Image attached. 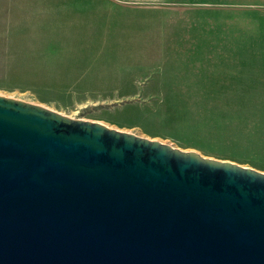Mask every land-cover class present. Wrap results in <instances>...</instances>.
Masks as SVG:
<instances>
[{
  "label": "water",
  "instance_id": "water-1",
  "mask_svg": "<svg viewBox=\"0 0 264 264\" xmlns=\"http://www.w3.org/2000/svg\"><path fill=\"white\" fill-rule=\"evenodd\" d=\"M0 264H264V173L0 94Z\"/></svg>",
  "mask_w": 264,
  "mask_h": 264
},
{
  "label": "rangeland",
  "instance_id": "rangeland-1",
  "mask_svg": "<svg viewBox=\"0 0 264 264\" xmlns=\"http://www.w3.org/2000/svg\"><path fill=\"white\" fill-rule=\"evenodd\" d=\"M231 1L0 0V94L264 173V95L215 86L214 16L182 12Z\"/></svg>",
  "mask_w": 264,
  "mask_h": 264
},
{
  "label": "crops",
  "instance_id": "crops-1",
  "mask_svg": "<svg viewBox=\"0 0 264 264\" xmlns=\"http://www.w3.org/2000/svg\"><path fill=\"white\" fill-rule=\"evenodd\" d=\"M257 1L259 3L254 4L249 0L243 2L233 0L227 9L182 10L185 14L193 12L202 13L205 17L214 16L212 20H199L197 28H212L214 39L204 41V45L216 50L213 53L215 86L229 87L230 92L227 94L216 92V95H264V0ZM171 11L179 13L180 10ZM222 15L228 16V20L215 18ZM165 26L169 28L167 22ZM192 26L189 22L185 26L183 20H177L172 24L174 28H194ZM222 28L228 30L229 40H222ZM220 49L228 51L223 53ZM221 73L229 75L230 78H221ZM222 90L224 89H218Z\"/></svg>",
  "mask_w": 264,
  "mask_h": 264
}]
</instances>
